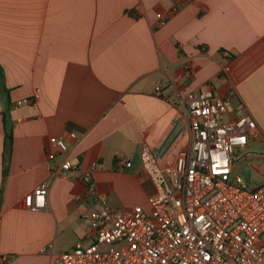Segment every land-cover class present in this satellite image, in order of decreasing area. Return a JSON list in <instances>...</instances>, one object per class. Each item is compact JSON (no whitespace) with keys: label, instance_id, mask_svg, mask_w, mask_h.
I'll return each mask as SVG.
<instances>
[{"label":"crops","instance_id":"0c3cea01","mask_svg":"<svg viewBox=\"0 0 264 264\" xmlns=\"http://www.w3.org/2000/svg\"><path fill=\"white\" fill-rule=\"evenodd\" d=\"M0 69V264H57L102 204L148 210L141 147L167 163L189 144L190 91L210 85L264 143V0H0ZM50 136L76 164L68 176H51L64 155L48 157Z\"/></svg>","mask_w":264,"mask_h":264},{"label":"built area","instance_id":"2783aa9c","mask_svg":"<svg viewBox=\"0 0 264 264\" xmlns=\"http://www.w3.org/2000/svg\"><path fill=\"white\" fill-rule=\"evenodd\" d=\"M185 103L189 144L167 163L141 147L140 169L154 185L149 209L102 204L84 212L90 233L60 252L57 264H264V183L249 189L242 176L230 179L235 151L245 149L257 124L248 113L229 112L227 97L210 85L188 92ZM46 154L64 155L52 164V177L76 169L62 138L50 136ZM117 163L130 166L128 158ZM82 180L90 184V173ZM46 193V183L34 189L30 209L44 208ZM52 247L48 243L43 251Z\"/></svg>","mask_w":264,"mask_h":264},{"label":"rangeland","instance_id":"374dc122","mask_svg":"<svg viewBox=\"0 0 264 264\" xmlns=\"http://www.w3.org/2000/svg\"><path fill=\"white\" fill-rule=\"evenodd\" d=\"M229 108V112L230 107ZM237 116H240L241 114H236ZM227 117L225 116L223 118V121H226ZM255 159L259 161L257 164L250 163L252 173H251V182L247 185L249 189L257 186L260 184L261 177L256 174L258 168V171H263L264 169V143H262V140L260 138L256 139H250L249 145L247 146V150L242 153L235 151L234 154V163L232 167V171L230 173V179L232 180L236 176H242V168L245 163H248L251 159Z\"/></svg>","mask_w":264,"mask_h":264},{"label":"water","instance_id":"95a60500","mask_svg":"<svg viewBox=\"0 0 264 264\" xmlns=\"http://www.w3.org/2000/svg\"><path fill=\"white\" fill-rule=\"evenodd\" d=\"M242 177L244 181L249 184L251 182V170L248 163H245L242 168Z\"/></svg>","mask_w":264,"mask_h":264},{"label":"trees","instance_id":"16d2710c","mask_svg":"<svg viewBox=\"0 0 264 264\" xmlns=\"http://www.w3.org/2000/svg\"><path fill=\"white\" fill-rule=\"evenodd\" d=\"M0 75H1V69H0ZM11 140H12V133H11V130H9L8 133H6V139H5V146H9L11 145ZM6 174V167H4V170H3V176H5ZM1 198V196H0Z\"/></svg>","mask_w":264,"mask_h":264}]
</instances>
